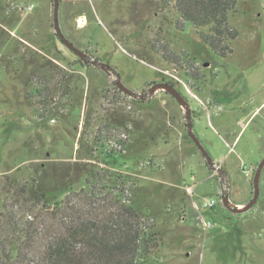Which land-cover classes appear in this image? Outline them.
Here are the masks:
<instances>
[{
  "label": "rangeland",
  "instance_id": "obj_1",
  "mask_svg": "<svg viewBox=\"0 0 264 264\" xmlns=\"http://www.w3.org/2000/svg\"><path fill=\"white\" fill-rule=\"evenodd\" d=\"M53 15L54 0H0V183L35 184L47 204L87 180L123 190L159 233L151 264H264V168L251 209L223 202L253 198L264 158V0H238L226 57L170 0H61L64 34L96 64L63 43ZM158 82L186 97L216 167L174 95L150 91Z\"/></svg>",
  "mask_w": 264,
  "mask_h": 264
},
{
  "label": "trees",
  "instance_id": "obj_2",
  "mask_svg": "<svg viewBox=\"0 0 264 264\" xmlns=\"http://www.w3.org/2000/svg\"><path fill=\"white\" fill-rule=\"evenodd\" d=\"M170 1L183 21L206 29L200 35L216 54L233 51L238 31L230 19L238 0ZM167 52L166 59L179 60ZM86 182V189L47 204L46 191L35 184L4 179L0 264H151L159 240L154 224L122 197L123 190Z\"/></svg>",
  "mask_w": 264,
  "mask_h": 264
},
{
  "label": "water",
  "instance_id": "obj_3",
  "mask_svg": "<svg viewBox=\"0 0 264 264\" xmlns=\"http://www.w3.org/2000/svg\"><path fill=\"white\" fill-rule=\"evenodd\" d=\"M60 6H61V0H54V27H55V31L57 33V35L59 36V38L63 41V43L69 48L71 49L73 52H75L77 55H79L81 58L86 59L88 57V54L86 53V51L80 49L79 47H77L70 39H68L66 37V35L64 34L61 24H60ZM102 68H104L105 70L109 71L106 68V65H102ZM117 85L125 92L132 94V89L128 88L127 86H125L120 79V75L117 73ZM159 87H165L172 95H174V97L178 100V102L185 108L186 110V118L188 120V128H189V135L191 136V138L193 139V141L196 143V145L198 146V148L201 150V152L205 155L208 164L211 167H216L215 165V161L213 160L212 156L209 154V152L207 151V149L205 148V146L202 144L201 140L199 139V137L197 136V134L194 131V123H193V119H192V109L190 107V104L188 102V100L186 99L185 96L182 95V93L176 88V86L174 84L171 83H167V82H158L155 83L151 88L150 91L154 92L156 89H158ZM264 168V158L261 160V162L259 163L255 176H254V195L253 198L243 207L239 208L237 207V205H235L236 207L232 206L230 203V199H229V192L227 191L226 194L223 197V202L225 205H227V207H229L232 211L234 212H244V211H248L249 209H251L258 201L259 199V195H260V180H261V175H262V171Z\"/></svg>",
  "mask_w": 264,
  "mask_h": 264
},
{
  "label": "flooded vegetation",
  "instance_id": "obj_4",
  "mask_svg": "<svg viewBox=\"0 0 264 264\" xmlns=\"http://www.w3.org/2000/svg\"><path fill=\"white\" fill-rule=\"evenodd\" d=\"M86 53L88 54V57L86 59L82 58L84 64H88V63H92V64H96V61H93L90 57H89V53L86 51ZM106 68L109 70V72H113L115 75L117 74V72L112 68V66L110 65L109 62H107L106 64ZM117 76V75H116ZM118 78V77H117ZM174 84V83H171ZM175 85V84H174ZM176 86V85H175ZM194 123V122H193Z\"/></svg>",
  "mask_w": 264,
  "mask_h": 264
},
{
  "label": "built area",
  "instance_id": "obj_5",
  "mask_svg": "<svg viewBox=\"0 0 264 264\" xmlns=\"http://www.w3.org/2000/svg\"><path fill=\"white\" fill-rule=\"evenodd\" d=\"M28 8H29V9H32V8H33V5L29 6ZM51 121H52V122H55V118H53ZM188 189H189V191H190L191 193L193 192V190H192L191 188H188ZM215 203H216L215 199H212L211 201H208V202L206 203V206H207V207H211V206L215 205ZM205 225L207 226L208 223L206 222Z\"/></svg>",
  "mask_w": 264,
  "mask_h": 264
},
{
  "label": "crops",
  "instance_id": "obj_6",
  "mask_svg": "<svg viewBox=\"0 0 264 264\" xmlns=\"http://www.w3.org/2000/svg\"><path fill=\"white\" fill-rule=\"evenodd\" d=\"M258 110V109H257Z\"/></svg>",
  "mask_w": 264,
  "mask_h": 264
}]
</instances>
